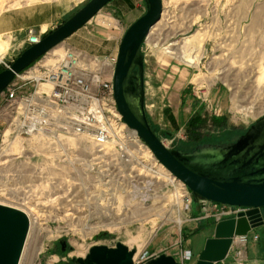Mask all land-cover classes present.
<instances>
[{"label":"rangeland","instance_id":"obj_1","mask_svg":"<svg viewBox=\"0 0 264 264\" xmlns=\"http://www.w3.org/2000/svg\"><path fill=\"white\" fill-rule=\"evenodd\" d=\"M87 1L0 0V13L21 10L23 22H39L31 27L42 37ZM162 3L161 18L141 47L150 122L169 148L189 150L196 145L187 121L198 112L207 119L198 130L199 143L235 140L264 115V0ZM143 12V0H113L52 48L46 55L48 63L66 48L99 58L116 52L125 29ZM27 28L0 33V68L28 46ZM211 116L224 117L225 125L216 126ZM15 118L0 97V201L25 210L32 227L21 264H60L69 257L84 256L92 245L112 247L117 242L134 249L136 257L145 251L147 255L167 253L175 244L191 251L185 264H195L200 245L213 230L211 219L197 224L185 221L186 211L176 215L170 187L164 198V186L160 195L154 194L153 187L124 186L122 198L116 201L100 200L101 187L88 181L83 186L70 185L68 174L71 181H79V175L91 179L86 171L79 173V162L68 161V156L89 158V139L65 133L51 141L40 135L18 136ZM197 213L193 210L191 215ZM62 238L71 248L68 253L60 251ZM262 243L264 227L251 229L247 264H256ZM224 261L234 264L232 252ZM258 264L264 261L258 258Z\"/></svg>","mask_w":264,"mask_h":264},{"label":"water","instance_id":"obj_2","mask_svg":"<svg viewBox=\"0 0 264 264\" xmlns=\"http://www.w3.org/2000/svg\"><path fill=\"white\" fill-rule=\"evenodd\" d=\"M110 1L88 0L38 42L26 47L0 71V93L16 74L72 35ZM143 2L144 12L128 25L117 48L113 72L116 107L122 120L136 131L155 158L188 187L194 202L202 198L231 207H250L246 216L214 224L195 264H216L228 256L234 235L264 227V115L233 141L200 143L188 151L167 147L147 116L141 51L151 28L161 18L163 3ZM28 230V218L21 210L0 204V264H18ZM60 243L63 251L66 239H60ZM134 254V249L121 242L112 247L95 244L84 256L71 258L70 264H133ZM143 264L180 262L162 252L147 257Z\"/></svg>","mask_w":264,"mask_h":264},{"label":"built area","instance_id":"obj_3","mask_svg":"<svg viewBox=\"0 0 264 264\" xmlns=\"http://www.w3.org/2000/svg\"><path fill=\"white\" fill-rule=\"evenodd\" d=\"M40 38L33 27L26 29L28 46ZM48 54L49 51L16 74L0 97L11 117H16L14 132L18 136L40 135L51 141L65 133L89 139V158L68 156V161L73 160V165L79 162V173L86 171L91 179L79 175V181H71L68 174L70 185L83 186L88 181L90 185L101 187L100 200L116 201L122 198L120 193L124 186L153 187L154 194L159 195L164 186V198L170 187L175 214L182 215L186 211L189 215L185 221L197 224L206 219L215 224L223 219L246 216L248 206L231 207L202 198L194 202L188 187L155 158L136 131L122 120L113 92L117 51L99 58L66 48L53 63H48ZM163 143L169 147V143ZM51 183H55L53 177ZM193 210L198 213L191 215ZM248 232L232 238L229 253L232 252L234 264H247ZM253 238L258 240V235ZM180 244L181 239L178 240ZM157 255H147L146 251L138 257L134 254L133 264H143L147 257ZM190 258L191 251L180 248L177 259L180 264Z\"/></svg>","mask_w":264,"mask_h":264},{"label":"crops","instance_id":"obj_4","mask_svg":"<svg viewBox=\"0 0 264 264\" xmlns=\"http://www.w3.org/2000/svg\"><path fill=\"white\" fill-rule=\"evenodd\" d=\"M112 1L113 0H111L108 4H110ZM23 18H24L23 13L19 9H17L16 11L8 10L5 12H1L0 13V33L6 32V31L22 30V29H25L26 27H31V26H35L36 24H39V22H32V23L28 24L26 22H23ZM40 23L44 24V22H40ZM45 24H49V23L45 22ZM212 233H213V230H212L211 234H209L206 237L211 236ZM163 240L164 239H162V242H163ZM204 243H205V240L200 245L199 250H198L199 252L203 248ZM161 247H162V243H161V245L156 247V250L160 249ZM171 249L173 251H168L167 253L168 254H174L175 258L178 259V252L180 249H178V247H176L175 245H171ZM187 250H189V249H187ZM257 252H258L257 257L254 258V261L256 264H258V258H260L262 261H264V243L260 244V247H258ZM246 257H247V259L249 257L248 253H247V248H246ZM221 264H225V261L222 262Z\"/></svg>","mask_w":264,"mask_h":264},{"label":"trees","instance_id":"obj_5","mask_svg":"<svg viewBox=\"0 0 264 264\" xmlns=\"http://www.w3.org/2000/svg\"><path fill=\"white\" fill-rule=\"evenodd\" d=\"M28 47V46H27ZM33 64V63H32ZM31 65V64H30ZM4 68H0V71L3 70ZM206 118L201 114V113H194L190 116V118L187 121V130L189 132L190 135V139L197 142L196 145L200 144V143H205V142H200V138L201 135L199 133V128H201L204 124H206ZM211 121L213 122V124H215L216 126H223L225 125V118L224 117H219V116H211ZM153 126V125H152ZM154 128V127H153ZM155 129V128H154ZM156 131V129H155ZM157 132V131H156ZM158 134V132H157ZM159 135V134H158ZM160 137V136H159ZM195 145V146H196ZM194 146V147H195ZM193 147V148H194ZM178 148V147H177ZM191 148V149H193ZM181 150H184L182 148H178ZM189 149V150H191ZM188 151V150H185Z\"/></svg>","mask_w":264,"mask_h":264},{"label":"bare ground","instance_id":"obj_6","mask_svg":"<svg viewBox=\"0 0 264 264\" xmlns=\"http://www.w3.org/2000/svg\"><path fill=\"white\" fill-rule=\"evenodd\" d=\"M3 1V0H2ZM5 1V0H4ZM156 25V24H155ZM154 27V26H153ZM152 27V28H153ZM151 28V29H152ZM0 204H2V205H6V206H8V207H13V208H16V209H19V210H21L25 215H26V213H25V210H23V209H21V208H19V207H17V206H15V205H13V204H10V203H6V202H1L0 201ZM27 216V215H26ZM27 218H28V221H29V230H28V234L30 233V231H31V228L32 227H30V220H29V217L27 216ZM28 234H27V236H28ZM27 238V237H26ZM25 244V243H24ZM23 249H24V246H23ZM22 249V253H21V256H20V259H19V262H18V264H21V260H22V257H23V254H24V250ZM135 256H136V254H135Z\"/></svg>","mask_w":264,"mask_h":264},{"label":"flooded vegetation","instance_id":"obj_7","mask_svg":"<svg viewBox=\"0 0 264 264\" xmlns=\"http://www.w3.org/2000/svg\"><path fill=\"white\" fill-rule=\"evenodd\" d=\"M58 246H59V248H60V251L61 252H64V253H68L67 251H69L71 248H70V246L67 244V242H66V244H65V249L62 251L61 250V248H62V245H61V243H60V240L58 241ZM73 257H82V256H72V257H69L65 262H63V263H68V264H70V263H72V261H71V258H73Z\"/></svg>","mask_w":264,"mask_h":264}]
</instances>
